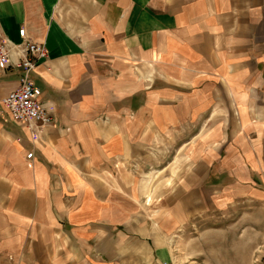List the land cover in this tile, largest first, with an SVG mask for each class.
Returning a JSON list of instances; mask_svg holds the SVG:
<instances>
[{"label": "crops", "instance_id": "obj_1", "mask_svg": "<svg viewBox=\"0 0 264 264\" xmlns=\"http://www.w3.org/2000/svg\"><path fill=\"white\" fill-rule=\"evenodd\" d=\"M19 27L51 121L0 104V264H170L189 223L264 208V0H0Z\"/></svg>", "mask_w": 264, "mask_h": 264}, {"label": "rangeland", "instance_id": "obj_2", "mask_svg": "<svg viewBox=\"0 0 264 264\" xmlns=\"http://www.w3.org/2000/svg\"><path fill=\"white\" fill-rule=\"evenodd\" d=\"M168 247L170 264H264V208L203 216L172 235Z\"/></svg>", "mask_w": 264, "mask_h": 264}, {"label": "built area", "instance_id": "obj_3", "mask_svg": "<svg viewBox=\"0 0 264 264\" xmlns=\"http://www.w3.org/2000/svg\"><path fill=\"white\" fill-rule=\"evenodd\" d=\"M17 32L20 38L18 42H12L0 32V69L12 67L21 73L18 86L0 98V104L6 108L12 121L32 130L34 138L39 128L51 121L46 107L36 99L30 78L37 60L46 57V50L41 43L28 40L23 27H19ZM30 156L31 153L26 154L27 158Z\"/></svg>", "mask_w": 264, "mask_h": 264}]
</instances>
